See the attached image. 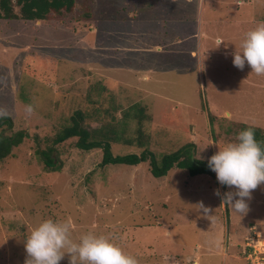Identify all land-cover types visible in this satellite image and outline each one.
<instances>
[{"label": "rangeland", "instance_id": "rangeland-1", "mask_svg": "<svg viewBox=\"0 0 264 264\" xmlns=\"http://www.w3.org/2000/svg\"><path fill=\"white\" fill-rule=\"evenodd\" d=\"M261 23L264 0H75L44 20L0 19V116L13 120L3 133L24 132L0 161V264H25L24 239L45 218L69 223L74 240L106 235L138 264H247L245 238L264 235V184L241 216L215 194L230 190L215 173L155 178L148 162L102 165L101 148L54 138L76 110L114 155L192 143L208 160L240 124L264 132V75L231 56Z\"/></svg>", "mask_w": 264, "mask_h": 264}, {"label": "clouds", "instance_id": "clouds-1", "mask_svg": "<svg viewBox=\"0 0 264 264\" xmlns=\"http://www.w3.org/2000/svg\"><path fill=\"white\" fill-rule=\"evenodd\" d=\"M218 42V46L221 44ZM232 63L243 70L247 64L251 72L264 75V23L247 31L232 53ZM30 110V109H29ZM208 168L218 183L230 189L215 194L225 205L245 215L252 192L264 184V148L256 140L254 129L241 130L234 141L226 143L208 157ZM202 213L209 208L198 203ZM27 253L25 264H60L65 254L69 264H138L135 256L126 253L111 238L88 231L74 240L71 226L64 221L45 218L34 225L24 239Z\"/></svg>", "mask_w": 264, "mask_h": 264}, {"label": "trees", "instance_id": "trees-1", "mask_svg": "<svg viewBox=\"0 0 264 264\" xmlns=\"http://www.w3.org/2000/svg\"><path fill=\"white\" fill-rule=\"evenodd\" d=\"M15 6L19 8L15 11ZM75 6V0H0V19H22L27 21L44 20L52 13L59 14L71 12ZM88 16V14H87ZM135 107V106H134ZM136 116L142 120L143 109H136ZM87 115L81 110H76L71 116L69 123L56 134L54 143H61L71 137H77L76 146L84 151L94 148L102 149V165L124 164L138 165L148 162L152 176L160 178L166 176L173 168L187 170L190 176L199 174L213 175L207 166V160L197 158L192 149V143H187L175 151L164 153L158 158L152 151L144 149L139 154L130 153L126 155H114L111 150V137L107 132L103 133L104 138L98 139V130L90 129L87 123ZM212 116L209 114V119ZM13 126V120L6 115L0 116V161L10 155L12 148L18 146L24 138V132L18 131L12 136H7L3 132ZM253 128L256 140L264 148V132L260 127L242 123L238 132L246 128ZM119 140V138H114ZM131 143V140H126ZM139 141V140H138ZM45 167L51 170H58L55 157L45 153L43 155ZM225 188V186H222ZM228 213V211L226 210ZM228 221V220H227Z\"/></svg>", "mask_w": 264, "mask_h": 264}, {"label": "built area", "instance_id": "built-area-1", "mask_svg": "<svg viewBox=\"0 0 264 264\" xmlns=\"http://www.w3.org/2000/svg\"><path fill=\"white\" fill-rule=\"evenodd\" d=\"M252 235L246 237L243 255L247 264H264V235L251 228ZM197 264V262H194Z\"/></svg>", "mask_w": 264, "mask_h": 264}, {"label": "crops", "instance_id": "crops-1", "mask_svg": "<svg viewBox=\"0 0 264 264\" xmlns=\"http://www.w3.org/2000/svg\"><path fill=\"white\" fill-rule=\"evenodd\" d=\"M198 264V263H197Z\"/></svg>", "mask_w": 264, "mask_h": 264}]
</instances>
